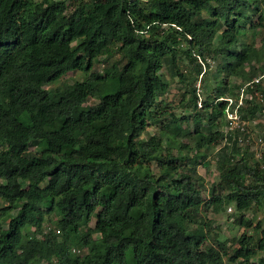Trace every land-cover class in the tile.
<instances>
[{"label":"trees","instance_id":"16d2710c","mask_svg":"<svg viewBox=\"0 0 264 264\" xmlns=\"http://www.w3.org/2000/svg\"><path fill=\"white\" fill-rule=\"evenodd\" d=\"M252 14L264 19V0H0V264H264V229L246 218L264 206V158L225 142L221 100L258 76L262 51L241 41ZM206 57L226 78L210 73L199 107ZM166 70L185 85V116L163 99ZM77 71L83 80L49 88ZM263 109L244 106L242 117ZM190 123L198 152L220 147L222 177L207 199L190 165L197 155L182 160L192 148L178 138ZM228 206L261 238L244 233L230 250L210 243L199 212ZM51 215L58 222L45 233Z\"/></svg>","mask_w":264,"mask_h":264},{"label":"rangeland","instance_id":"374dc122","mask_svg":"<svg viewBox=\"0 0 264 264\" xmlns=\"http://www.w3.org/2000/svg\"><path fill=\"white\" fill-rule=\"evenodd\" d=\"M252 24H255L256 27H252ZM261 24V25H260ZM222 30L218 32L216 35V40H219L221 38ZM241 41L253 45L256 48L261 49L262 55L260 56V60L252 63L253 66L257 69L258 76L264 74L262 71H264V19L260 20V15L255 14L251 15L250 17V23L246 27L245 31H242ZM119 59V56L116 54L111 59H109V63H106V56L100 58L96 64H95V70L103 72L106 65L112 63L113 61ZM199 62L202 64V72L199 75L196 86H197V92L200 96L199 100V107H201V101L204 97H206L208 94L206 93L210 87L209 82L212 83L213 80H208L211 76L210 73L214 72L217 81L221 82L220 80L226 78V73H216V67H217V60L213 59L211 57H206L205 59H200ZM188 67V68H187ZM193 69L192 65L187 64L185 66L181 65L182 72L190 71V69ZM249 69V67L247 68ZM196 70V68H195ZM262 73V74H261ZM256 74V75H257ZM164 80L169 86L168 93L163 97L165 103L169 106V111L175 113L178 116H185V114H188L187 111H184V108L182 106V97L183 92L185 89V85L177 82L172 77L169 76V73L166 71H163ZM85 78V73L83 72H70L67 75H65L60 81L56 82L55 84L49 86L51 87H57L60 84H72L75 81H81ZM212 78V76H211ZM202 79H206V85L204 86L202 84ZM228 80L230 82V86L234 85L235 83L240 82L237 78L228 77ZM242 85V83H239ZM204 86V87H203ZM243 86V85H242ZM188 96L186 97V103L189 101L187 100ZM212 98V96L209 97V99ZM232 98V97H231ZM95 100H92L91 103H95ZM188 106V103L186 104ZM264 108V105H263ZM189 109V107H187ZM258 117L250 121V131L252 132L253 139L259 135L262 128H264L263 120H264V109L262 112H260ZM160 125L156 126H149L146 130V133L144 135V138H147L149 135H158L160 133ZM183 131L181 135L179 136L178 140L180 142H184L185 144H188L191 148V150L184 151L182 154V160L183 162L187 161V156L193 157L194 155H197L198 160L191 162V166L197 165V171L198 174L195 176L196 181L203 186V195L207 199L208 198V192L210 187H212L213 184L220 181L222 174L219 172V164L222 162V156L220 153V147H212L208 150L202 149L199 152L195 149V144L193 142L192 135L195 132V125L194 123L190 124H184L183 125ZM212 129H210L209 126H206L204 129L205 133H210ZM214 131H217V128L214 129ZM191 135V136H188ZM188 136V137H187ZM165 146L166 143L164 142ZM167 148V147H165ZM248 151L254 156L253 161H262L261 158L264 155V146L257 145L255 142L249 146ZM31 150H34V148H31ZM174 155L178 154L177 150L172 151ZM206 157L202 158V156ZM263 162V161H262ZM264 163V162H263ZM152 170L154 173H158L156 166L152 165ZM2 181L0 180V183ZM6 204L2 200H0V208L4 207ZM229 208L232 209V211H229ZM240 214L235 211L234 206H228L226 210H222L220 213H215L212 209L206 210L205 208H202L199 212V221L203 220V228L205 229L207 239L210 243H213L216 241V239H219L220 241H228L227 248L230 250L231 248H236V245L234 246L233 240L235 238H238L242 234L246 233L249 236L254 237L255 240L261 238L262 234L260 231H256L255 229H248L244 231V228L239 227L234 222L236 218H238ZM246 218L248 221H252L254 225H257L259 222H261L262 228L264 229V206L261 208L254 207L250 211L246 213ZM58 222V218L55 215L46 216L43 230L45 233L49 232L51 229H55ZM0 224H2L3 227L8 226V220L7 218L1 216L0 214ZM94 222H92V227L94 226ZM195 227V226H193ZM35 234L34 230L27 229L26 235L27 237H33ZM40 241L43 240L42 234L38 235ZM99 237V236H96ZM264 257V253H260V257ZM255 261L257 258L254 259Z\"/></svg>","mask_w":264,"mask_h":264},{"label":"built area","instance_id":"2783aa9c","mask_svg":"<svg viewBox=\"0 0 264 264\" xmlns=\"http://www.w3.org/2000/svg\"><path fill=\"white\" fill-rule=\"evenodd\" d=\"M227 102L225 110V122H226V140L232 139L236 142L239 148L246 149L254 142L257 145L264 146V128L255 139H253L252 132L250 131V121L242 117L241 109L244 106H255L257 104L264 105V74L256 76L239 91L238 98H224L221 99ZM255 120V119H254ZM264 124V120H263ZM264 155L261 160H263ZM231 212L232 209L229 208ZM80 252V251H79Z\"/></svg>","mask_w":264,"mask_h":264}]
</instances>
